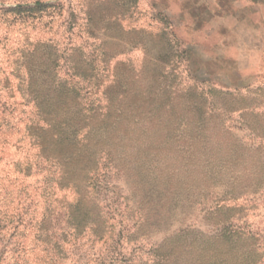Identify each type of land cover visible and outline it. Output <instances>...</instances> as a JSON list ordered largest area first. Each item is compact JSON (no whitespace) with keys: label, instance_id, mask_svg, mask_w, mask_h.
<instances>
[{"label":"rangeland","instance_id":"rangeland-1","mask_svg":"<svg viewBox=\"0 0 264 264\" xmlns=\"http://www.w3.org/2000/svg\"><path fill=\"white\" fill-rule=\"evenodd\" d=\"M84 1L0 0V8L36 2L63 5L65 12L59 17L56 13L54 26L47 35L64 32V37L59 36L63 46H69L71 41L93 49V42L86 41L88 39L79 24L82 20L77 4ZM92 1L105 2L107 12L116 8L115 0ZM123 1V27L110 25L102 36L108 51L126 52V56L120 59H124L125 65L142 72L143 83L149 87L162 83L179 87L184 92L194 86L203 90L205 95L194 100L195 103L203 104L207 99L209 110L216 114L224 109L221 120L226 121L227 127L240 141L229 139V142L241 144V149L233 150L251 157L248 162L250 173L236 175L235 169H244L247 167L245 163L233 161L230 156L225 158L220 152L215 157L208 153L209 150H200L198 160L188 157L190 152L181 160L171 154L164 166L172 178V189L166 187L167 191L151 172L152 150L146 145L122 147L120 152L124 155L126 174L108 173L99 196L105 210L122 223L117 231L128 227L132 231L129 233L126 229L123 235L114 237L115 241L96 248L87 239H81L70 248L74 244L71 239L65 245L69 251L65 264H84L86 261L97 264L98 252L104 264H152L157 251L166 253L174 243L179 245L180 254H176L172 264H264V164H257L254 153L259 142L240 114L231 111L237 106L250 105L252 111L264 113V32L254 37L247 29L238 27V21L230 18L226 21L229 32L225 36L221 33L218 19L235 14L234 0ZM4 25L0 24V27ZM47 29L41 26L35 30L39 33L40 30L47 32ZM78 32L84 35L82 39L77 36ZM238 38L243 44L237 50ZM223 40L227 41L226 46H223ZM248 46L261 51L249 53ZM123 79L127 80V76ZM212 87L241 95L247 100L236 103L230 95H211L208 90ZM111 93L116 91L111 89ZM44 94L56 96L48 88ZM47 108L49 112L57 111L54 105ZM181 111L183 108L180 107L175 114ZM248 119L254 127L257 126L253 115ZM261 124L264 125V116ZM261 155L264 159V145ZM21 157L19 159L23 161ZM6 171L19 177L16 185L0 182V264H61L63 256L57 254L60 232H57V194L50 189L51 180L48 181L45 172L38 168L26 178L22 173L10 172L11 168ZM26 184L29 186L25 188L23 185ZM225 202L232 203L228 211L232 218L228 225L234 233V243L223 251L217 233L226 223L220 218L211 219L210 212L216 213ZM130 206L136 209V213L129 221L126 211ZM13 214L15 217L9 220ZM4 223L6 227L2 229ZM46 224L54 227L52 239L45 237L41 228ZM181 227L186 228L188 239L193 238L194 242L182 239L179 243L171 239ZM20 240L25 243L26 250L17 252L14 243ZM45 240L50 241L49 249H53L47 255Z\"/></svg>","mask_w":264,"mask_h":264},{"label":"trees","instance_id":"trees-1","mask_svg":"<svg viewBox=\"0 0 264 264\" xmlns=\"http://www.w3.org/2000/svg\"><path fill=\"white\" fill-rule=\"evenodd\" d=\"M114 2L116 8L111 12L104 10L105 2L86 0L77 4L82 20L79 24L86 41L93 42V49L71 41L69 46H63L59 38L64 37V32L47 35L56 13L59 17L65 12L63 5L36 2L0 8V24H5L0 27V182L16 185L19 176L6 171L10 168V172L22 173L23 178L38 168L51 180L50 189L57 194V254L64 257L61 264H65L69 254L65 245L71 239L74 244L70 248L81 239L96 248L115 241L114 237L123 235L126 229L131 233L129 227L117 231L122 223L105 210L99 196L108 173L126 174L122 147L146 145L152 150L151 172L167 191L172 189V178L164 166L172 155L181 160L190 152L188 157L198 160L200 150H209L211 156L222 153L225 158L230 156L233 161L245 163L244 169H235L236 175L250 173L251 157L236 151L241 144L235 143L239 139L221 120L224 109L216 114L209 110L207 99L203 104L195 103L205 95L203 90L194 86L184 92L162 83L149 87L143 83L142 72L120 59L126 52L108 51L103 34L110 25L123 27L124 21V1ZM41 26L49 30L37 33L35 29ZM77 36L82 39L84 35L78 32ZM125 76L127 80L123 79ZM47 88L56 96H45ZM111 89L116 93H111ZM208 91L211 95H230L236 103L247 100L215 87ZM48 105L57 106V111L49 112ZM180 107L183 111L175 114ZM226 111L240 114L259 142L254 150L257 164H264V113L252 111L250 105ZM249 115H253L256 127L250 123ZM229 139L235 142L232 144ZM230 204L225 202L216 213L210 212L211 219L220 218L226 223L217 233L223 251L234 243V233L228 225L232 218L228 212ZM126 212L130 221L136 209L130 206ZM139 212L143 216V211ZM14 217L13 214L8 219ZM1 226L5 229L6 223ZM41 228L45 237L52 239L54 227L46 224ZM188 237L186 228L181 227L171 239L194 242ZM44 243L47 255L53 249H49L50 241ZM14 244L17 252L26 250L22 240ZM178 246L174 243L166 253L157 251L152 264H172L176 254H180ZM97 258V264H104L101 253Z\"/></svg>","mask_w":264,"mask_h":264},{"label":"crops","instance_id":"crops-1","mask_svg":"<svg viewBox=\"0 0 264 264\" xmlns=\"http://www.w3.org/2000/svg\"><path fill=\"white\" fill-rule=\"evenodd\" d=\"M234 4L237 7V11H235L233 16L228 15V17L223 19L217 18L221 21L219 26L221 33L224 35L227 31L229 32L226 21L231 18L238 21V27L247 29L254 37L262 35L264 32V0H234ZM222 42L223 46L227 45L226 40H223ZM242 42L243 41L240 38L237 39V50L238 46L243 44ZM259 50L261 51V49L257 47H247L249 53L257 52Z\"/></svg>","mask_w":264,"mask_h":264}]
</instances>
